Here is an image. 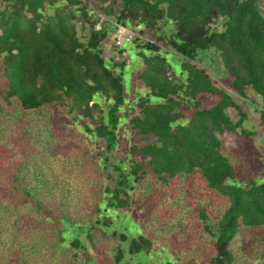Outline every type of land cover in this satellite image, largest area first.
I'll return each mask as SVG.
<instances>
[{"label":"trees","instance_id":"1","mask_svg":"<svg viewBox=\"0 0 264 264\" xmlns=\"http://www.w3.org/2000/svg\"><path fill=\"white\" fill-rule=\"evenodd\" d=\"M92 1L0 0L1 95L7 104L17 99L23 111L34 114L47 106H63L83 119L86 130L108 152L120 140L121 108L127 102L122 70L129 60L111 57L107 64L104 43L110 29L95 30ZM95 1L116 23L128 26L138 22L145 27L142 33L152 38L137 43V54L145 65L140 78L147 93L137 100L139 112L128 123L132 135L153 140L137 147L131 139L130 153L143 159H130V171H120L116 185L107 188L110 205L131 208L132 183L149 175L169 183L198 170L209 189L229 200L217 223L216 254L209 264H232L231 245L240 226L264 227V183L241 181L223 153L220 136L225 132L251 135L244 126L248 117L233 96L197 63L201 52L219 54L232 78V89L245 99L247 89L260 97L262 105L256 112L264 130V14L259 0ZM79 23L82 31L89 30V36L81 38ZM217 24L222 25L221 30ZM160 46L174 52L178 70L169 61L170 53ZM202 95L218 100L207 106ZM98 97L106 100L107 112L102 111ZM186 107L189 115L183 112ZM227 109L235 110L236 121ZM32 123L35 119L30 126ZM11 168L5 170L4 182L0 178V192L6 195L0 207L5 209L32 199V192L20 193L26 164ZM1 171L3 167L0 176ZM200 216L207 220L204 211ZM150 246L151 241L140 236L132 239L129 252L137 254Z\"/></svg>","mask_w":264,"mask_h":264},{"label":"rangeland","instance_id":"2","mask_svg":"<svg viewBox=\"0 0 264 264\" xmlns=\"http://www.w3.org/2000/svg\"><path fill=\"white\" fill-rule=\"evenodd\" d=\"M89 4L95 30L98 25L110 29L104 43L107 64L111 57L129 60L122 70L127 102L121 108L120 140L113 151L107 152L86 130L79 115L68 113L60 105L44 107L36 114L23 111L17 99L6 103L0 83V168L4 169L0 178L4 182L5 170L9 172L12 165L24 162L27 168L22 174L26 180L20 193L32 192V199L7 209L0 207V264H209L216 254L217 223L229 200L209 189L200 171L169 183L149 175L132 183L131 208L121 210L110 205L107 188L116 185L120 171H130V159H143L140 154L130 153L131 139L136 140L137 147L153 140L151 136L132 135L128 123L139 112L137 100L147 93L140 78L145 65L137 54V43L152 38L142 33L145 27L140 23L121 25L104 13L102 4L95 0ZM258 5L264 14V0ZM115 24L133 32L130 43L120 47L114 44L113 39L122 35V28ZM216 27L222 29L221 24ZM78 29L81 38L89 36V30L82 31V23ZM161 48L170 53L169 61L178 70L174 52ZM200 58L197 65L233 96L248 117L244 126L251 135L225 132L220 136L223 153L241 181L264 183V130L256 112L262 105L260 97L247 89L245 99L232 89V78L219 54L201 52ZM116 72L121 73L119 69ZM201 99L207 106L218 100L212 95H202ZM97 100L107 112L106 100ZM183 112L189 115V107ZM226 112L232 120L238 119L235 110ZM33 119L35 123L30 126ZM5 197L0 192V200ZM202 211L207 220L200 216ZM140 236L150 240L151 246L131 254V241ZM231 251L232 264H264V227L241 225Z\"/></svg>","mask_w":264,"mask_h":264},{"label":"built area","instance_id":"3","mask_svg":"<svg viewBox=\"0 0 264 264\" xmlns=\"http://www.w3.org/2000/svg\"><path fill=\"white\" fill-rule=\"evenodd\" d=\"M115 25L117 26L118 29L122 28V26L119 24H115ZM123 28L121 29V33H120L122 35L116 36V38L113 39L114 44L118 47L122 46L123 44L130 43L131 40L133 39L134 34H131L133 32L125 27ZM101 29H102V26L98 25L97 30H101Z\"/></svg>","mask_w":264,"mask_h":264}]
</instances>
